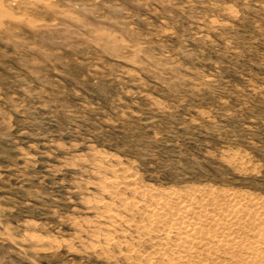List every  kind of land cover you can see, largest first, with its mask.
I'll use <instances>...</instances> for the list:
<instances>
[{
    "label": "rangeland",
    "instance_id": "obj_1",
    "mask_svg": "<svg viewBox=\"0 0 264 264\" xmlns=\"http://www.w3.org/2000/svg\"><path fill=\"white\" fill-rule=\"evenodd\" d=\"M100 158L264 199V0H3L0 264H141L93 229Z\"/></svg>",
    "mask_w": 264,
    "mask_h": 264
},
{
    "label": "bare ground",
    "instance_id": "obj_2",
    "mask_svg": "<svg viewBox=\"0 0 264 264\" xmlns=\"http://www.w3.org/2000/svg\"><path fill=\"white\" fill-rule=\"evenodd\" d=\"M100 159L93 229L106 248L141 264H264V199L147 188L121 162Z\"/></svg>",
    "mask_w": 264,
    "mask_h": 264
}]
</instances>
